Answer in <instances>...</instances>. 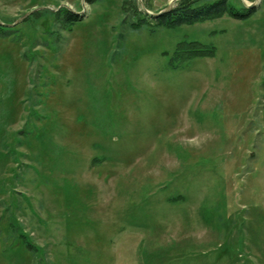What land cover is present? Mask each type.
Listing matches in <instances>:
<instances>
[{
  "label": "rangeland",
  "instance_id": "1",
  "mask_svg": "<svg viewBox=\"0 0 264 264\" xmlns=\"http://www.w3.org/2000/svg\"><path fill=\"white\" fill-rule=\"evenodd\" d=\"M231 1L135 28L174 2L0 0L81 16L0 35V264H264V0ZM184 38L214 56L168 67Z\"/></svg>",
  "mask_w": 264,
  "mask_h": 264
},
{
  "label": "trees",
  "instance_id": "2",
  "mask_svg": "<svg viewBox=\"0 0 264 264\" xmlns=\"http://www.w3.org/2000/svg\"><path fill=\"white\" fill-rule=\"evenodd\" d=\"M85 1L93 3L96 0ZM123 8L127 9L125 4ZM138 9V6H133L135 15L133 22H129L135 28H139L145 24L151 27L174 28L183 24H193L206 21L207 19L220 18V16L225 14L235 19H244L254 12L255 6L237 5L231 0H176L168 10L158 15H151L142 9L143 12ZM44 12L55 15L54 17L68 26L80 21L81 18L79 14L72 13L67 7L61 6L55 11L49 9L34 10L29 14L27 19L32 16L43 15L42 13ZM6 32L14 33L15 29L0 24V35H4ZM215 51V46L212 44H207L194 38H184L175 45L170 54L168 52L164 54L167 56L168 67L175 69L183 66L193 58L214 56ZM28 246L32 247L31 244H28Z\"/></svg>",
  "mask_w": 264,
  "mask_h": 264
},
{
  "label": "water",
  "instance_id": "3",
  "mask_svg": "<svg viewBox=\"0 0 264 264\" xmlns=\"http://www.w3.org/2000/svg\"><path fill=\"white\" fill-rule=\"evenodd\" d=\"M174 1H175V0H172V2H174ZM170 7H171V6H170ZM170 7L167 6L166 8H163V10H161V11H159V12H157V13H150L148 10H146V9L144 8V6H142V10H144L145 12H147V13H149V14H151V15H158V14H160V13H162V12L168 10V8H170ZM30 13H31V12L23 13L22 16H21L20 18H18V19H17L15 22H13V23H3V22L0 21V24L5 25V26H7L8 28H9V27H12V26H14L15 24L19 23V22H20L21 20H23L24 18H26ZM75 13H76V12H75Z\"/></svg>",
  "mask_w": 264,
  "mask_h": 264
}]
</instances>
